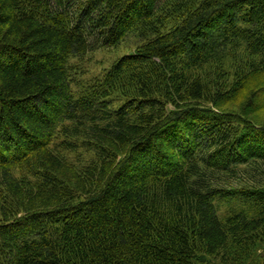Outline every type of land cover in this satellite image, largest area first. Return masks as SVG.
Listing matches in <instances>:
<instances>
[{"label":"trees","instance_id":"trees-1","mask_svg":"<svg viewBox=\"0 0 264 264\" xmlns=\"http://www.w3.org/2000/svg\"><path fill=\"white\" fill-rule=\"evenodd\" d=\"M0 264H264V0H0Z\"/></svg>","mask_w":264,"mask_h":264},{"label":"rangeland","instance_id":"rangeland-1","mask_svg":"<svg viewBox=\"0 0 264 264\" xmlns=\"http://www.w3.org/2000/svg\"><path fill=\"white\" fill-rule=\"evenodd\" d=\"M129 51V47L126 48L125 45L114 50H99L95 53L87 55L84 59L80 61H74L73 63H78L83 67V73L80 74L79 80H85L90 77L94 78L100 76L102 71L109 67L118 57L125 52ZM78 81V79L76 78ZM73 154H68V157H72Z\"/></svg>","mask_w":264,"mask_h":264}]
</instances>
